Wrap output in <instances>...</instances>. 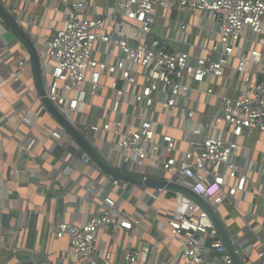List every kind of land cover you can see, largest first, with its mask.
<instances>
[{
	"label": "built area",
	"instance_id": "2783aa9c",
	"mask_svg": "<svg viewBox=\"0 0 264 264\" xmlns=\"http://www.w3.org/2000/svg\"><path fill=\"white\" fill-rule=\"evenodd\" d=\"M0 2L8 9L6 0ZM159 7H175L181 13H207L216 29V41L208 55L191 56L186 51L167 50L160 38L152 34L155 9ZM85 8L83 3H71L63 25L36 40L41 73L42 68L49 71L46 97L57 111L74 125L71 113L87 97L107 86L113 95L109 111L117 118L100 126L90 124L88 128L109 134L123 162L144 167L151 161L154 168L167 174L166 182L191 190L215 214L223 202L245 193L248 180L235 156L238 137L264 133V56L251 45L254 37L264 33V0H118L112 9L95 17H86ZM162 19H167L166 12ZM97 44L117 47L120 56L115 62L96 59ZM27 59L28 52L18 61L17 70L9 73L10 81L20 82L18 74ZM250 64L257 68L251 71ZM139 79L142 82L136 89ZM216 79L224 81L226 89L236 88L238 94L219 95L212 87L198 88ZM193 94H203L206 101L215 100L216 112L207 121L194 119L197 110ZM127 95L134 99L130 114L121 109ZM155 101L163 112L177 111V117L185 121L181 131L187 137V146L179 158L174 156V137L167 131L160 132L163 124L151 117ZM28 115L22 118L23 123H29ZM64 134L59 124L50 130L56 139ZM32 144L31 141L22 148L29 150ZM81 158L83 163L91 162L86 153ZM146 179L143 176L139 181ZM111 182L121 188L127 186L118 180ZM173 192L175 201L182 205L171 213L167 226L171 235L182 240L181 258L186 264H236L203 205L184 192ZM102 205L103 209L84 225L57 222L52 226L54 237H66L79 262L88 260L89 264H96L92 257L97 228L107 226L114 236L121 230L133 235L138 227L139 221L119 211L111 198L103 197ZM207 241L213 256L207 254ZM140 255L139 250L128 249L123 257L130 264H139ZM246 255L239 257L241 263ZM257 257L264 261V247ZM103 260L108 263L109 255Z\"/></svg>",
	"mask_w": 264,
	"mask_h": 264
},
{
	"label": "crops",
	"instance_id": "0c3cea01",
	"mask_svg": "<svg viewBox=\"0 0 264 264\" xmlns=\"http://www.w3.org/2000/svg\"><path fill=\"white\" fill-rule=\"evenodd\" d=\"M118 0H6L8 11L29 30L35 40L47 36L63 25L65 11L73 2L85 4L86 17L101 15L112 9ZM56 8V10H54ZM167 13V19L162 14ZM207 13H181L175 7L155 9L152 34L160 38L169 51H186L191 56L208 55L216 41V29ZM0 18V264H89L88 260L75 259L66 237L56 238L52 226L66 222L84 225L103 209V197L111 198L121 212L131 220L139 221L133 235L119 231L111 235L107 226L97 228L93 259L96 264H130L123 255L128 249L139 250V264H186L181 258L182 240L171 235L167 221L182 203L175 201L174 190H163L159 185H145L143 176L155 181H166L167 174L154 168L151 161L136 167L123 162L119 149H114L112 137L103 131H92L88 125L112 123L117 114L109 111L112 92L105 86L71 113L74 127L93 147L100 160L122 175L108 173L92 160L83 163L86 151L69 133L61 139L53 138L50 130L58 122L38 99V91L29 59L19 72V83L9 79L17 70L18 61L27 53L23 43L14 35L9 40ZM181 25H185L181 29ZM12 32V31H10ZM264 33L251 41L264 56ZM120 56L117 47L97 44L96 59L115 62ZM264 63V62H263ZM256 65H249L254 70ZM140 71L139 67L135 69ZM48 68H42V84L46 90ZM228 74V70H225ZM264 76H261V79ZM136 89H139L142 79ZM212 87L216 94L236 96L238 90L226 89L224 81L202 83L198 88ZM197 113L194 119L207 121L216 112L213 98L206 101L203 94H193ZM206 101V102H205ZM134 99L125 97L121 109L125 114L133 111ZM192 105V103H190ZM29 114V123L22 118ZM161 110L155 101L151 117L163 125L176 140L175 157H180L187 146V137L181 129L185 121ZM190 124V123H189ZM168 127L166 128V126ZM211 134H216L212 131ZM33 142L29 150L22 145ZM235 161L242 166L247 177L246 192L238 194L231 202H223L216 216L222 223L238 258L246 255L241 264H264L257 254L264 247V133L253 132L238 137ZM124 177V178H123ZM127 184L115 186L111 180ZM183 192V191H181ZM207 254L213 256L209 246ZM240 253V254H239ZM250 257V259L247 258Z\"/></svg>",
	"mask_w": 264,
	"mask_h": 264
},
{
	"label": "water",
	"instance_id": "95a60500",
	"mask_svg": "<svg viewBox=\"0 0 264 264\" xmlns=\"http://www.w3.org/2000/svg\"><path fill=\"white\" fill-rule=\"evenodd\" d=\"M0 18L2 20V26L3 28L9 29L12 31V33L23 43L25 46L26 51L29 55V61L33 68L34 78H35V84L38 91V96L40 97V100L42 104L44 105L45 109L49 111V113L54 117V119L58 122L59 125L63 127V129L69 133L72 137L76 139L77 142L82 146V148L86 151V154L90 157V159L96 163L98 166H100L102 169H104L108 173L116 174L119 177H122V175H119L112 169H110L106 164H104L97 153L94 151L93 147L82 137V135L76 130L74 125L69 123L65 117L57 111V109L53 106V104L48 100L46 97L45 88L42 84V73H41V53H40V47L36 45V40L34 38V35L24 28L21 23H19L18 19L12 15L0 2ZM124 178V177H123ZM141 183V181H138ZM145 185H159L160 187H168V188H174L178 189L180 191H183L184 193L188 194L189 196L195 198L198 200L203 207L207 210L209 213L211 219L213 220L215 226L217 227L224 243L226 244L229 252L231 253L234 261L236 264H241L239 261L238 256L236 255V252L234 250L233 245L231 244V241L222 225L220 220L217 218L216 214L213 212V210L210 208V206L199 196L195 195L191 190L176 185L171 184L166 181H155L153 179L147 178L142 182Z\"/></svg>",
	"mask_w": 264,
	"mask_h": 264
},
{
	"label": "rangeland",
	"instance_id": "374dc122",
	"mask_svg": "<svg viewBox=\"0 0 264 264\" xmlns=\"http://www.w3.org/2000/svg\"><path fill=\"white\" fill-rule=\"evenodd\" d=\"M6 38L9 39V40L13 39V38H14L13 33L10 32V31H8V32L6 33Z\"/></svg>",
	"mask_w": 264,
	"mask_h": 264
}]
</instances>
